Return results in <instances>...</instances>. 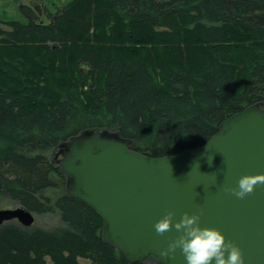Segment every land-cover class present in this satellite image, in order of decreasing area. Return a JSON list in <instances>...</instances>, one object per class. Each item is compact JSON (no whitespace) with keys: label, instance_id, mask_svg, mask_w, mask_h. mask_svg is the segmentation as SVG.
Instances as JSON below:
<instances>
[{"label":"trees","instance_id":"trees-1","mask_svg":"<svg viewBox=\"0 0 264 264\" xmlns=\"http://www.w3.org/2000/svg\"><path fill=\"white\" fill-rule=\"evenodd\" d=\"M23 11L0 26V204L62 225L0 226V264H132L67 195L56 152L103 130L173 155L264 103V0H72L53 23Z\"/></svg>","mask_w":264,"mask_h":264},{"label":"water","instance_id":"water-1","mask_svg":"<svg viewBox=\"0 0 264 264\" xmlns=\"http://www.w3.org/2000/svg\"><path fill=\"white\" fill-rule=\"evenodd\" d=\"M57 160L67 195L88 205L103 221L104 242L132 264H186L184 254L162 256L179 232H157L169 211L179 219L200 213L202 225L220 228L239 244L244 264H264V182L237 196L229 191L244 174L264 173V103H255L220 125L204 145L153 157L133 149L119 133L85 131L60 146ZM35 223L18 206L0 209V226Z\"/></svg>","mask_w":264,"mask_h":264},{"label":"clouds","instance_id":"clouds-1","mask_svg":"<svg viewBox=\"0 0 264 264\" xmlns=\"http://www.w3.org/2000/svg\"><path fill=\"white\" fill-rule=\"evenodd\" d=\"M258 182H264V173L244 174L236 186L228 190L243 197L253 191ZM174 211L167 212L155 222L157 232L163 233L173 226L179 235L161 249L162 256L174 255L179 249L186 264H244L243 251L239 244L228 240L220 228L202 225L200 213L185 211L175 219Z\"/></svg>","mask_w":264,"mask_h":264},{"label":"rangeland","instance_id":"rangeland-1","mask_svg":"<svg viewBox=\"0 0 264 264\" xmlns=\"http://www.w3.org/2000/svg\"><path fill=\"white\" fill-rule=\"evenodd\" d=\"M71 1L72 0H0V26L7 29V23L9 21H24V19H26L24 16L27 13H24L23 9L26 7L33 8L41 16V19L43 21L50 23L53 20L46 17L47 13H54L58 9H61L63 5ZM57 157L58 155L55 158ZM62 191L63 188L53 191L52 194L57 196L61 194ZM18 206L19 205L16 202H13L11 200H6L2 204H0L1 209H14ZM59 218L60 217L58 214L45 216L35 215V225H39L47 229L55 228L62 225L60 224ZM81 262L85 263L84 260H82Z\"/></svg>","mask_w":264,"mask_h":264}]
</instances>
